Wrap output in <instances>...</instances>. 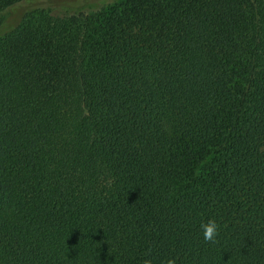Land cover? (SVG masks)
<instances>
[{"label": "trees", "instance_id": "obj_1", "mask_svg": "<svg viewBox=\"0 0 264 264\" xmlns=\"http://www.w3.org/2000/svg\"><path fill=\"white\" fill-rule=\"evenodd\" d=\"M170 258L264 264V0H0V264Z\"/></svg>", "mask_w": 264, "mask_h": 264}, {"label": "clouds", "instance_id": "obj_2", "mask_svg": "<svg viewBox=\"0 0 264 264\" xmlns=\"http://www.w3.org/2000/svg\"><path fill=\"white\" fill-rule=\"evenodd\" d=\"M203 239L206 242L216 243L218 236L219 226L214 219H209L206 223L201 225ZM144 264H151L149 260H145ZM166 264H175V258H170L166 261Z\"/></svg>", "mask_w": 264, "mask_h": 264}, {"label": "rangeland", "instance_id": "obj_3", "mask_svg": "<svg viewBox=\"0 0 264 264\" xmlns=\"http://www.w3.org/2000/svg\"><path fill=\"white\" fill-rule=\"evenodd\" d=\"M49 1H52V2H54V3H59V2H62L63 0H49ZM64 1H66V0H64ZM82 2L83 3V1H92V2H96V4L99 2V4L100 3H102V4H106V3H108V4H110V3H114V2H117L118 0H73V2Z\"/></svg>", "mask_w": 264, "mask_h": 264}]
</instances>
